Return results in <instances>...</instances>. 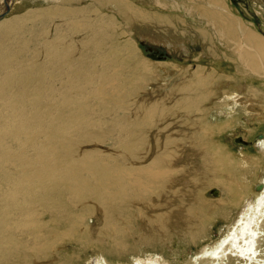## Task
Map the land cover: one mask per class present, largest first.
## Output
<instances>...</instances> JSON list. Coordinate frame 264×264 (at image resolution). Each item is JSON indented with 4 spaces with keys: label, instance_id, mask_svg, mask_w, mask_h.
I'll list each match as a JSON object with an SVG mask.
<instances>
[{
    "label": "rangeland",
    "instance_id": "1",
    "mask_svg": "<svg viewBox=\"0 0 264 264\" xmlns=\"http://www.w3.org/2000/svg\"><path fill=\"white\" fill-rule=\"evenodd\" d=\"M130 1L144 12L137 19L119 11L120 4L115 0H12L0 16V122L6 112L10 113L8 126L12 130L2 132L0 138V223L5 207L12 228L13 222L27 213L40 214L45 222L41 230L13 228L10 235L22 245L43 241L50 248L46 257H26L28 264H86L94 254L129 263L136 257L158 254L182 264L198 249L220 238L237 215V207L223 203L222 185L213 182L219 176L212 167V149L219 144L224 153L236 158L241 152L255 153L253 142L264 130V125L257 122L256 111L264 104V79L237 60L239 51L220 39L211 23L191 12L192 1ZM225 2L232 15L264 38L263 0ZM27 13L30 20L15 33L5 31L4 25ZM244 32L238 30L241 41ZM23 43L27 47L21 53L18 46ZM111 48L127 51L113 53ZM132 50L135 54L130 53ZM61 54L70 61L62 59L60 65ZM129 54L126 71L123 66ZM12 55L15 61L7 62V56ZM24 56L28 59L23 68L40 66L49 73L45 79L52 86L51 106L58 101L59 76L65 81L61 102L69 116L65 120L74 124L55 126L59 145L49 144L50 128L32 117L46 115L49 90L34 81L31 100L26 96L15 104L8 85L4 86L10 77H18L17 59ZM74 67L80 72L74 73ZM196 71L208 80L205 98L197 100L206 111L214 110L224 91L241 96L242 102L232 114L234 121L220 132L204 134L201 120L205 117L198 108L175 107L182 92L192 91ZM191 94L194 100L198 98ZM15 97L19 98L17 94ZM53 114H57L55 109ZM133 138L138 139L134 154ZM162 153L174 155L169 164L174 170L172 184L155 183L147 196L156 201L153 207L128 204L122 207L118 219L103 216L98 203L104 195H119L101 189L96 193L90 186L81 194L60 185L54 191L58 211L38 201L28 203L23 193L7 194L22 174L36 168L40 171L54 161L76 164L82 160L85 166L77 175L90 179L92 174L109 173L113 166H119L122 175L127 170L160 166L156 159ZM95 164L106 168L89 173L87 168ZM261 169V164H239L233 171L238 182L250 184L254 194ZM61 173L52 171L50 176ZM120 190L129 191L125 183ZM21 204L25 208L19 209Z\"/></svg>",
    "mask_w": 264,
    "mask_h": 264
},
{
    "label": "bare ground",
    "instance_id": "2",
    "mask_svg": "<svg viewBox=\"0 0 264 264\" xmlns=\"http://www.w3.org/2000/svg\"><path fill=\"white\" fill-rule=\"evenodd\" d=\"M12 0H0V16L10 6ZM120 4L119 11L126 12L132 19H137L139 15H143V11L137 6L131 3L130 0H115ZM193 2V9L196 16H201L205 19L208 24H212L218 37L225 43L230 44V48L235 51H239L240 59L239 62L244 63L253 75L261 76L264 79V38L258 32L254 31L250 27H246L240 19L235 17L229 12L226 6L225 0H187ZM223 4H221V2ZM211 3V5L209 4ZM194 15V16H195ZM30 16L27 14L19 16L14 23H9L7 26L4 25L5 31L11 29L12 33H15L25 22L30 20ZM247 29V32H244ZM239 31L244 32V39L241 41ZM204 35V34H203ZM205 36V35H204ZM27 44L23 43L18 46V51L23 52L22 48H26ZM113 53H121L127 50H117L111 48ZM131 54H135L132 50ZM129 54L128 59L123 66L127 71L129 68ZM18 58V57H17ZM49 58L52 60L53 57L49 53ZM7 62H14L15 55L7 56ZM27 57L18 58V77L12 79L11 77L5 82L4 86L8 85V92L13 96L15 104H18L28 96L31 100L34 91V81L37 82V86L42 89L49 90L50 96L48 103L44 106V110H48L44 118L32 115L34 120L46 125L50 128L51 135L48 141V137L45 139L51 145H59L60 134L55 130V126H62L67 123L74 124L73 120H65L69 117L65 112L64 100L65 95V81L59 76L57 82V88L59 89L58 101L56 106L53 104V95L51 94L52 86L46 81L45 77H50L49 73L43 68L32 67L31 70L23 68L27 65ZM62 59L65 62H69L70 59L67 55L61 54L58 56V63L62 64ZM139 62V61H138ZM140 63V62H139ZM119 66L117 69H119ZM248 71V70H247ZM74 73L80 72L78 67H74ZM197 73V71H196ZM196 79L192 82L191 92L183 93L177 100L175 107L177 109H197L204 114V119L201 120L202 128L205 135L213 132H220L226 126H229L235 119L233 112L234 107L239 105L241 96L235 92L224 91V94L220 98V103L213 108V111H206L198 105L197 100L205 98L207 91L208 80L197 73ZM76 81V86L78 84ZM20 85L21 88H20ZM36 91H39L36 89ZM194 92L198 95V98L194 100L192 97ZM15 94L19 98L15 97ZM36 106V104H35ZM50 106V108H48ZM39 109V108H38ZM53 109L56 110L57 114H53ZM259 117L257 122L264 125V104L260 106L258 110ZM150 111L146 112V115H150ZM10 113L6 112L0 122V138L1 133H8L12 131L8 126V119ZM12 122V119H11ZM138 125V124H137ZM136 128V127H135ZM136 129H134V132ZM36 136V133H34ZM43 137V135H42ZM134 142L131 144L133 149L131 153L134 154V148L136 147L137 138H133ZM255 153H240V157L231 155L230 152L224 153L221 145L216 144L212 149V167L216 175L219 177L214 179L213 182L220 183L224 191V204H232L238 208L236 217L232 218L228 222L226 231L224 234L213 241L209 246L204 245L202 248L194 252L189 259L185 260L182 264H264V130L257 135L253 142ZM46 147L41 146V149L45 150ZM41 155H44V151H41ZM172 154L162 153L159 158L156 159L160 166L151 165L147 168H138L134 172L127 170V173L122 175L119 166H113L109 173L103 174H92L90 179H81L77 174L81 167L85 166V162L79 160L75 163H58L56 161L45 166L44 169L38 171V168L22 174L21 179L16 184L12 183L9 187L7 194H18L23 193L28 197V203H37L43 205V207H49L51 205L54 211L59 210V200L55 196V192L60 185L66 188H72L81 191L86 190L89 186L91 190L96 193L101 189L103 193H114L118 194L119 198L104 195L103 200L99 202L100 209L104 212L106 218L111 215L114 219L120 218V210L128 204H139L146 207H153L156 201L148 199L147 196L150 192V188L157 182L163 181L167 185L172 184L174 178V170L169 168V164L172 162ZM235 161V162H234ZM44 164V162H42ZM247 166L254 165L258 166L261 164V177L257 185L258 190L253 194L250 184L244 180L243 183L238 182V177L235 176L233 171L238 165ZM103 164H95L87 168L89 173L94 171L100 172L105 169ZM58 171L62 172L59 176H50V172ZM234 173V175H233ZM125 183L129 191H121L122 184ZM11 188L12 191H11ZM256 188V186H255ZM253 195H252V194ZM103 195V194H102ZM102 197V196H101ZM209 200H218L217 198L210 197ZM199 203L202 204L201 199ZM152 205V206H151ZM109 208V213L107 212ZM18 208H25L24 205H18ZM13 209V208H12ZM14 211V209H13ZM205 214V213H204ZM8 207H5L4 218L0 223V264H28L26 257L36 259L40 256L46 257L47 251L50 249L48 245L40 241L36 244H25L18 243L10 235L11 230L21 228L24 231L37 228L41 230L45 224L40 219V214L35 212L27 213L23 219L19 222H13V228L8 223ZM182 216L179 215V218ZM52 221V217L49 219ZM116 229V227H114ZM117 230V229H116ZM221 230V229H220ZM204 231V230H201ZM222 233V232H221ZM34 236V235H33ZM208 235H206L207 237ZM202 246V245H201ZM86 264H175L165 259L161 255H146L142 258L136 257L131 263L122 260H112L104 257L103 255L94 254L87 259Z\"/></svg>",
    "mask_w": 264,
    "mask_h": 264
},
{
    "label": "water",
    "instance_id": "3",
    "mask_svg": "<svg viewBox=\"0 0 264 264\" xmlns=\"http://www.w3.org/2000/svg\"><path fill=\"white\" fill-rule=\"evenodd\" d=\"M263 5H264V0H263Z\"/></svg>",
    "mask_w": 264,
    "mask_h": 264
}]
</instances>
